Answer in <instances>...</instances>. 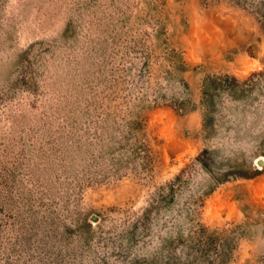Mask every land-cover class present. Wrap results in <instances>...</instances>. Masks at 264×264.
<instances>
[{"label": "rangeland", "instance_id": "obj_1", "mask_svg": "<svg viewBox=\"0 0 264 264\" xmlns=\"http://www.w3.org/2000/svg\"><path fill=\"white\" fill-rule=\"evenodd\" d=\"M0 264H264V0H0Z\"/></svg>", "mask_w": 264, "mask_h": 264}, {"label": "trees", "instance_id": "obj_2", "mask_svg": "<svg viewBox=\"0 0 264 264\" xmlns=\"http://www.w3.org/2000/svg\"><path fill=\"white\" fill-rule=\"evenodd\" d=\"M200 235H202L203 240H205L208 244H204L201 248L206 249L207 247L218 248L220 252H227L228 247H232L233 244V236L230 234L221 233L220 235L212 238L211 234H207L206 228L204 226L200 227L198 230ZM224 249V250H223Z\"/></svg>", "mask_w": 264, "mask_h": 264}, {"label": "water", "instance_id": "obj_3", "mask_svg": "<svg viewBox=\"0 0 264 264\" xmlns=\"http://www.w3.org/2000/svg\"><path fill=\"white\" fill-rule=\"evenodd\" d=\"M257 163H258V164H262V160H259V159H258V160H257ZM95 217H96V216H93L92 218L95 219Z\"/></svg>", "mask_w": 264, "mask_h": 264}]
</instances>
